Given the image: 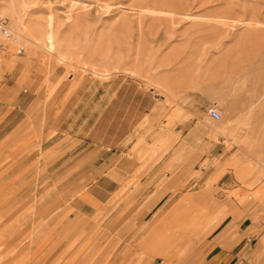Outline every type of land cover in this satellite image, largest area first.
Masks as SVG:
<instances>
[{"label": "rangeland", "instance_id": "obj_1", "mask_svg": "<svg viewBox=\"0 0 264 264\" xmlns=\"http://www.w3.org/2000/svg\"><path fill=\"white\" fill-rule=\"evenodd\" d=\"M0 17L43 106L61 84L102 97L107 164L67 194L4 193L0 264H195L232 209L264 228V0H0Z\"/></svg>", "mask_w": 264, "mask_h": 264}, {"label": "crops", "instance_id": "obj_2", "mask_svg": "<svg viewBox=\"0 0 264 264\" xmlns=\"http://www.w3.org/2000/svg\"><path fill=\"white\" fill-rule=\"evenodd\" d=\"M9 47L0 50V160H5L0 170V204H10L3 194L11 190L67 194L86 187L91 175L104 173L107 165L104 160L97 164L105 148L99 139L102 97L94 101L85 93L71 95L69 87L61 84L43 106L35 89L24 84L21 61L12 57ZM204 189L189 199L195 202ZM242 215L232 209L210 231L200 230L195 264H264V228L259 232L257 225L245 224ZM174 253L155 259V253L145 251L142 264H178L183 255L176 258Z\"/></svg>", "mask_w": 264, "mask_h": 264}, {"label": "built area", "instance_id": "obj_3", "mask_svg": "<svg viewBox=\"0 0 264 264\" xmlns=\"http://www.w3.org/2000/svg\"><path fill=\"white\" fill-rule=\"evenodd\" d=\"M10 44L14 45L15 55L20 56L24 53V44L13 34L12 30L5 22V19L0 17V50ZM207 114L214 121H219L221 119V113L215 105H211L208 108Z\"/></svg>", "mask_w": 264, "mask_h": 264}, {"label": "bare ground", "instance_id": "obj_4", "mask_svg": "<svg viewBox=\"0 0 264 264\" xmlns=\"http://www.w3.org/2000/svg\"><path fill=\"white\" fill-rule=\"evenodd\" d=\"M169 2V1H168ZM168 3H166V5H167ZM172 6V3L171 4H169V6ZM177 5V4H176ZM164 6H165V4H164ZM171 6H170V8H171ZM167 8H169L168 6H167ZM162 199V198H161Z\"/></svg>", "mask_w": 264, "mask_h": 264}]
</instances>
